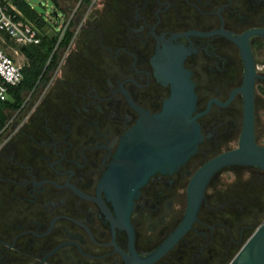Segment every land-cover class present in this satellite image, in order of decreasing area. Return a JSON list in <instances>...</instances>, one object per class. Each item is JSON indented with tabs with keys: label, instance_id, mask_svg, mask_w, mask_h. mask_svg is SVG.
Masks as SVG:
<instances>
[{
	"label": "flooded vegetation",
	"instance_id": "af4514ba",
	"mask_svg": "<svg viewBox=\"0 0 264 264\" xmlns=\"http://www.w3.org/2000/svg\"><path fill=\"white\" fill-rule=\"evenodd\" d=\"M64 12L44 75L0 135V264H229L264 222L257 167L216 172L192 229L156 255L183 221L194 175L239 146L250 72L264 147V0H79ZM184 70L198 149L150 176L132 203L109 198L122 139L159 129Z\"/></svg>",
	"mask_w": 264,
	"mask_h": 264
},
{
	"label": "water",
	"instance_id": "95a60500",
	"mask_svg": "<svg viewBox=\"0 0 264 264\" xmlns=\"http://www.w3.org/2000/svg\"><path fill=\"white\" fill-rule=\"evenodd\" d=\"M58 16V11L54 12ZM22 51L31 57L32 51L23 46ZM252 68V67H251ZM183 70V68H180ZM183 77L174 78V90L162 112L154 118L159 129L139 137L134 127L122 139L115 154V160L105 176L108 185L107 196L120 201H134L140 188L150 176L158 171L171 172L198 149L203 136L197 123V95L190 73L183 71ZM254 80L250 72L242 89L245 92V119L239 146L222 153L204 164L194 175L189 186V201L185 216L179 227L160 247L156 257L170 249L198 220V213L204 198L206 186L212 176L227 166H252L264 170V147L256 143L254 128ZM168 127V131L166 128ZM186 131H182V128ZM155 257V258H156ZM229 264H264V222L261 223L241 247Z\"/></svg>",
	"mask_w": 264,
	"mask_h": 264
},
{
	"label": "built area",
	"instance_id": "2783aa9c",
	"mask_svg": "<svg viewBox=\"0 0 264 264\" xmlns=\"http://www.w3.org/2000/svg\"><path fill=\"white\" fill-rule=\"evenodd\" d=\"M18 1L0 0V101L9 100L11 88L18 87L24 80L27 56L22 51V47L31 49L32 46L40 45L46 36L60 34L61 38L67 28L66 25L63 31L62 25L57 23L58 28L45 29V24L39 25L37 21L25 15L19 8ZM40 17L43 19L41 15ZM6 37L11 41L9 52L2 46V43L6 42ZM17 56L23 60L18 59V61ZM6 127L0 131V135Z\"/></svg>",
	"mask_w": 264,
	"mask_h": 264
},
{
	"label": "trees",
	"instance_id": "16d2710c",
	"mask_svg": "<svg viewBox=\"0 0 264 264\" xmlns=\"http://www.w3.org/2000/svg\"><path fill=\"white\" fill-rule=\"evenodd\" d=\"M59 9L64 10L59 5V0H54ZM78 1V0H77ZM19 8L32 20L37 21L39 25H44V20L35 10L25 1H18ZM73 32L69 31L64 41L67 46L72 38ZM58 36H46L40 45L32 46L33 54L29 63L24 67V80L15 88H11V98L7 101H0V131L5 127L12 113L18 111L25 102L27 93L33 91L38 85L41 77L44 75L45 67L57 43ZM11 41L6 37V42L2 43L3 48H8Z\"/></svg>",
	"mask_w": 264,
	"mask_h": 264
},
{
	"label": "rangeland",
	"instance_id": "374dc122",
	"mask_svg": "<svg viewBox=\"0 0 264 264\" xmlns=\"http://www.w3.org/2000/svg\"><path fill=\"white\" fill-rule=\"evenodd\" d=\"M25 1L35 10V12H37L39 15H41L43 17L44 23H45V29L58 28L57 23L59 24V19H60L62 21L60 23V25H62V28H63V31H64V27H66V25H67L66 21L69 20V17H68V19L65 18L66 15H65L64 10L59 9L57 7V5H56L54 0H25ZM78 1L77 0H59V5H60V7H62L65 10H67V9L70 10V8L73 9V7L77 6ZM55 11L59 12V16L58 17L54 15ZM68 16H71L70 15V11H68ZM5 50L7 52L10 51L9 47L6 48ZM16 59L17 60L19 59L21 61L23 60L20 56H17ZM30 93L26 94L25 102H26V100H28V97L30 96L29 95ZM32 99H33V97H32ZM21 110H22V108H20L18 111H16V112L11 114V116H10L9 120L7 121L5 127L7 126V127H9V129H11L10 128L11 123L14 122L15 120H19L20 116L23 115L24 112H23V110L22 111ZM7 127H6V129H7ZM236 255H237V253L234 254L233 256L235 257Z\"/></svg>",
	"mask_w": 264,
	"mask_h": 264
}]
</instances>
